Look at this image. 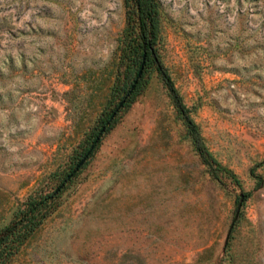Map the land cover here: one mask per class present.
<instances>
[{
    "label": "rangeland",
    "instance_id": "rangeland-1",
    "mask_svg": "<svg viewBox=\"0 0 264 264\" xmlns=\"http://www.w3.org/2000/svg\"><path fill=\"white\" fill-rule=\"evenodd\" d=\"M157 1L153 49L222 184L150 63L65 179L130 80L122 0H0V230L61 183L8 264H264V0Z\"/></svg>",
    "mask_w": 264,
    "mask_h": 264
},
{
    "label": "trees",
    "instance_id": "trees-1",
    "mask_svg": "<svg viewBox=\"0 0 264 264\" xmlns=\"http://www.w3.org/2000/svg\"><path fill=\"white\" fill-rule=\"evenodd\" d=\"M122 3L125 17L123 27L124 40L122 42L120 65L127 61L122 73L124 79L130 80L128 85L123 83L119 86L116 82L113 83L111 87V95L113 97L117 96L118 101L125 94L135 77L141 62L142 54H144V59L139 77L129 94L119 106L118 110L120 107L126 105V103L130 100L139 85L145 66L150 63L166 86L169 97L171 98L175 110L184 126L185 135L188 138L193 150L197 154L199 161L205 166L210 177L219 184H222V178L219 173L220 166L218 162L207 149L198 126L189 114V109L182 102L169 75L158 60L153 49L152 45L156 40L159 30L158 1L122 0ZM150 50L152 52H150ZM119 73L121 72L116 74L115 80L119 79ZM115 106L116 105H114V107ZM113 108L105 111L103 116L98 120L95 130L88 134L78 155L80 153H85L90 145H92L91 150L95 147L98 139L94 142V138L101 128H103L102 132H104L111 127L118 111L117 110L115 114L111 116ZM71 175H73V173ZM60 189L61 183L48 194L28 196L25 201L17 207V209L13 212V217L0 230V264H8L11 255L15 252L19 245L32 235L49 211L51 199L60 191Z\"/></svg>",
    "mask_w": 264,
    "mask_h": 264
},
{
    "label": "water",
    "instance_id": "water-1",
    "mask_svg": "<svg viewBox=\"0 0 264 264\" xmlns=\"http://www.w3.org/2000/svg\"><path fill=\"white\" fill-rule=\"evenodd\" d=\"M150 52H152L150 50ZM143 59H144V54H142L141 56V62L139 64V67L137 69L136 75L133 78L129 88L127 89V91L125 92V94L122 96V98L117 102L116 106L113 108V111L111 113V116H113L115 114V112L118 110L119 106L122 104L123 100L125 99V97L129 94V92L131 91L133 85L135 84L137 78L139 77L141 70H142V66H143ZM103 128L100 129V131L98 132V134L95 136L94 138V142L98 139L99 134L102 132ZM92 148V145L89 146V148L85 151V153L79 158V160L76 162V164L74 165V167L72 168L71 172H69L66 176L65 179L69 178L71 176L72 173H74L80 166L81 164L84 162V160L86 159V157L88 156L90 150ZM242 195H239V200H241ZM239 208V204H237L236 207V211L234 213V217L237 215V210Z\"/></svg>",
    "mask_w": 264,
    "mask_h": 264
}]
</instances>
